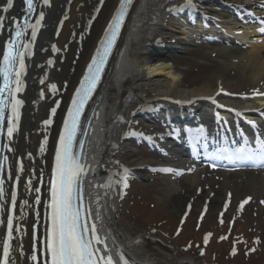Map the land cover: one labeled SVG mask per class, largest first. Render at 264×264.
Segmentation results:
<instances>
[{"label":"bare ground","instance_id":"obj_1","mask_svg":"<svg viewBox=\"0 0 264 264\" xmlns=\"http://www.w3.org/2000/svg\"><path fill=\"white\" fill-rule=\"evenodd\" d=\"M173 1L134 0L94 99L84 161V186L90 224L96 225L97 234L104 241L96 247L101 249V255L111 256L113 264H122L121 256L128 264H193L164 245L158 253L147 251L148 239L152 236L134 228L120 209L118 171L128 165L123 154L128 136H123L122 125L135 101L145 100L151 91L154 94L149 101L151 109L144 113L152 120L158 117L159 112L167 118L174 116V134L146 136L159 159H146L127 151L131 166L139 176L149 170H157L163 175L157 189L160 192L158 197L162 202L174 201L169 208L172 214L180 215L186 209L187 204L181 207L180 199L176 197L181 187L190 188L196 184V172L190 171L194 161L189 148L193 154H198L199 137L208 144L213 140L219 141L220 137L242 140L244 144L264 137V121L261 127H255L248 120L252 117L264 120L261 114L264 102L256 103L257 99L264 100V96L254 95L253 91L236 100L228 88L241 87L240 79L225 83L227 88L216 89L208 82L195 90H182L180 76L169 56L175 49L190 46L193 43L191 39L201 33L197 29L201 28L198 22L204 23L211 53H215L228 68H234L237 77L245 75L246 86L251 85L250 88L264 93V34L260 31L264 25V0H191L190 4L183 0L184 6L177 11L180 16H173L169 26L184 38L155 46L153 41ZM119 5L120 0H49L48 4H42L33 19L36 22L43 13V20L36 27V36L31 38V47L24 58L20 91L15 92L16 99L22 102L18 108L17 130L11 139L6 138L0 258L2 242L7 237L11 193L15 187L17 200L12 209L14 229L10 241V264L11 261L32 264L27 257L32 254L34 244L37 264H43L42 242L49 224L50 180L56 147L72 99ZM5 7L7 0H0V16L5 18L0 26V58L10 35L9 29L20 19L23 1L13 0V6L7 12L3 10ZM224 15L235 16L254 26L250 32H240L238 27L231 26L225 27L223 35L216 34L210 26L227 19ZM187 25L192 27L188 34L183 29ZM169 94L174 95L172 100L162 99ZM53 108L55 113L51 111ZM237 112L241 115L238 116ZM49 119L52 123L46 125L44 121ZM207 125L213 130L205 131ZM181 173H185L182 178ZM262 174L240 181L241 186L264 192ZM177 177L181 178V184ZM36 188L40 191L36 192ZM208 198L206 193L203 204H210ZM23 201L28 203L22 207ZM108 241L113 250L108 247ZM105 245L107 251L104 250Z\"/></svg>","mask_w":264,"mask_h":264},{"label":"rangeland","instance_id":"obj_2","mask_svg":"<svg viewBox=\"0 0 264 264\" xmlns=\"http://www.w3.org/2000/svg\"><path fill=\"white\" fill-rule=\"evenodd\" d=\"M183 2V0H174L169 4L165 19H163L158 35L153 41L155 46L162 45L164 42L183 39V37L178 35L179 31L169 26L171 23L170 19L173 16H179L177 11ZM170 36L172 38L169 40ZM210 49L211 47L205 43H191L190 46L175 49L172 51V55L169 54L171 56L170 62L180 76L182 90H195L208 82H211L213 88H223L226 87L225 83L240 79V82H242L241 87H232V90L228 88L229 92L236 96V100H240L242 97L252 93L254 89L250 88L251 85L246 86V76L237 77L234 68H228L227 64L221 62L215 53H211ZM155 78L163 79L164 77L156 76ZM153 96L154 94L148 91V98L135 101L130 106L122 125L123 136H128V140L124 145L125 152L123 153L128 165L118 171L120 184H122L121 175L123 170H128L127 182L129 183V188L124 191L122 184L119 194L122 202L120 209H122L125 218L132 223L134 228L147 233V236H152L148 237V240L153 242L150 244V250L157 253L160 252L159 248H161V245H164L170 251L187 258L193 264H220L217 261H212L213 256L209 250H201L198 254L204 252L205 255L202 258L204 260H199L196 259V254L188 253L192 251L187 252L183 246L188 240L194 242L201 240L205 243L206 234H210L208 239H212V237L218 238V242L225 240L221 239V237H230L229 247L236 244L239 246L243 241H246V238H249L253 243L262 242L257 244V248L252 253L250 248H248L249 245H246L242 253L246 251L254 255L250 264H264L257 263L259 258H264V239L261 240L259 238H264V203H262L264 201V192H259L256 189L250 190L240 184V181L253 177V174L244 173L241 176L221 175L203 170L197 176L196 184L193 187L182 186L177 193L176 197L180 199L178 203L181 207L185 204L187 206L180 215H176L169 211L170 204L174 203V201L167 203L166 200L163 202L159 200L158 195L160 192L157 189L160 188L163 176L158 172L148 173V171L143 176H139L132 168L127 151H132L142 158L159 159L156 153L145 147L142 139L134 138L133 134L143 137L168 134L163 123L150 120L147 116L140 118L144 111L151 109V102L149 101L153 99ZM173 98L174 95L172 94L162 97L165 101ZM134 147L137 148L135 149ZM179 181L181 184V178H179ZM206 193L209 196L208 201L211 200L210 204L208 201V204H203V196ZM249 197L251 199L241 209L242 201ZM226 203L227 209H225ZM165 204L167 206H164ZM202 204L204 207L200 209ZM202 213L203 216H201ZM221 213H223V216H221ZM221 220H223V223H221ZM178 229H180V233L176 236L174 233ZM212 246L213 248L215 247L214 245ZM239 251H241L240 248ZM219 252L220 258L223 259L225 256L224 248H220ZM240 254L237 252L233 254V250H228L227 255L236 258L229 260L228 264L247 263L241 262ZM221 263L227 264V261L221 260Z\"/></svg>","mask_w":264,"mask_h":264},{"label":"snow or ice","instance_id":"obj_3","mask_svg":"<svg viewBox=\"0 0 264 264\" xmlns=\"http://www.w3.org/2000/svg\"><path fill=\"white\" fill-rule=\"evenodd\" d=\"M49 0H44L45 4H48ZM190 4L191 0H187ZM29 12L34 10V0H24ZM132 0H120V6L113 16L112 22L108 25V30L105 33L104 40L101 41L100 48L97 49V54L92 58V62L88 65V71L84 78L80 82V87L77 88L76 94L72 99V106L68 109L67 118L64 121V128L60 134L59 143L55 152V163L52 168V176L50 180V213L49 224L46 228L45 238L43 240L42 255L44 257L43 264H113L111 256L101 255V249L96 245L104 244L103 239L97 234L96 225L92 224L89 227L88 220L90 216L85 213L83 205V176L86 172L84 163L82 162V156L80 153L73 152V142L76 139V132L78 121L81 112L83 111L85 103L88 101L97 83L100 80L101 72L103 71L105 61L108 54L115 43L117 35L119 33L121 24L124 21L127 8L131 5ZM13 6V0H7V7L3 10L7 12ZM4 17L0 16V26L4 21ZM41 20H43V13H40L39 18L36 21V25L32 26V37L36 36V27L39 26ZM260 31L264 32V28ZM15 35L18 37L22 35V32L17 30ZM15 40L10 41L4 49L3 61L0 62V76L3 77V84H0V121L4 119V101L3 94L5 89L9 93H12L11 112L8 119L7 133L11 139L13 133L17 130V122L19 121L18 108L21 105V101L15 98V92L20 91V74L23 69V53L13 51V45ZM27 47V45H25ZM55 50V46H53ZM19 62L20 68L16 70V84L15 91L9 88L10 84L9 76L13 71V65ZM49 64L52 61L48 62ZM53 89L55 85H51ZM222 91V90H221ZM219 94V93H218ZM254 95H262L254 90ZM209 99H213L209 97ZM213 103L215 100L213 99ZM221 107H223L221 105ZM55 113L56 109L51 110ZM238 116L241 113H236ZM264 115V112L261 113ZM46 125L51 124V119L44 121ZM255 126L253 121H249ZM81 147H83V141H80ZM4 147H8L4 145ZM44 150V145H41V151ZM9 151H12L9 148ZM7 157L4 158L6 160ZM2 160H0V167L3 166ZM22 171V167L20 169ZM163 171H172V169H163ZM127 173L128 170L124 169L121 175V183L124 187H127ZM30 184V182H29ZM3 180H0V200L5 198ZM36 192L40 189L36 188ZM231 195V194H229ZM242 201L240 208L242 209L244 204L248 203V200ZM17 192L15 187L11 193L12 207L8 210L7 217V237L3 239L2 258H0V264H10L11 256V244L14 224L12 209L16 206ZM28 202L23 201V205ZM37 203H39V197H37ZM264 203V201H262ZM227 209V203L225 204ZM203 216V213L201 214ZM223 216V213H221ZM223 223V220H221ZM18 231V229H16ZM205 235V243L208 241V236ZM227 237H221L226 239ZM107 251V246L104 248ZM203 255V252H201ZM233 254H235V247L233 248ZM32 264H37L38 256L36 254L35 244L33 245L32 254L27 257ZM122 264H128L126 260L121 256ZM11 264H15V261H11Z\"/></svg>","mask_w":264,"mask_h":264}]
</instances>
